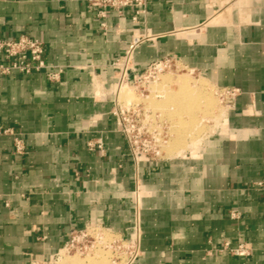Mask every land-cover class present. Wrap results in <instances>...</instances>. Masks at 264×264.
Segmentation results:
<instances>
[{
    "label": "crops",
    "instance_id": "1",
    "mask_svg": "<svg viewBox=\"0 0 264 264\" xmlns=\"http://www.w3.org/2000/svg\"><path fill=\"white\" fill-rule=\"evenodd\" d=\"M134 16L109 11L104 30L90 0H0V35L43 41L46 63L64 70L58 85L45 73L0 76V129L26 147L17 155L16 136L0 132V264L48 260L90 224L131 239L137 221L134 264H264V0H150ZM146 33L156 40L136 50V73L172 58L203 78L202 92L240 93L191 151L168 143L177 157L136 165L113 115V63ZM180 100L165 103L182 119L177 137L199 128L175 111L190 103Z\"/></svg>",
    "mask_w": 264,
    "mask_h": 264
},
{
    "label": "built area",
    "instance_id": "2",
    "mask_svg": "<svg viewBox=\"0 0 264 264\" xmlns=\"http://www.w3.org/2000/svg\"><path fill=\"white\" fill-rule=\"evenodd\" d=\"M97 8L98 17L103 21L102 28L106 30L105 20L109 11L119 15L127 9L134 13V21L140 16L146 15L150 0H90ZM150 33L135 34L130 47L125 55L113 63L118 72L116 90L123 87H133L140 93L141 98L147 99L146 92L150 91L153 84L159 81L160 76L172 64L176 67L180 62L176 59L166 58L151 64L144 72L136 73L134 54L145 42L155 41ZM46 47L43 41L29 36H21L16 39L4 38L0 35V76L9 77L17 74L21 76H32L38 73H45L47 79L53 85L62 81L64 73L61 67H51L45 60ZM133 74L132 81L130 77ZM134 85V86H133ZM233 105L240 91L238 89H220ZM231 107V106H230ZM113 115L116 118L117 127L127 141L129 156L136 165L142 159L147 161H161L165 159V147L169 143V134L166 130V122L161 115L148 109L143 103H123L118 96L115 97ZM165 129V130H164ZM0 132L16 136L12 129H0ZM88 148L91 151L104 150L102 142H89ZM24 142L16 136L15 151L17 155L25 153ZM256 187L264 192V177L256 183ZM134 198L137 207L140 205V186L137 185L134 191ZM234 218L235 215H234ZM96 251L103 252L109 264H134L141 254V229L139 221L134 227V236L131 239H124L110 231L103 225L90 224L82 230H73L70 239L65 246L51 258L34 264H70L69 259L74 257L85 258ZM222 251H230L237 257L251 255V249L246 243H239L236 248L226 242Z\"/></svg>",
    "mask_w": 264,
    "mask_h": 264
},
{
    "label": "rangeland",
    "instance_id": "3",
    "mask_svg": "<svg viewBox=\"0 0 264 264\" xmlns=\"http://www.w3.org/2000/svg\"><path fill=\"white\" fill-rule=\"evenodd\" d=\"M173 64L172 67H168L166 71L162 73V75L159 78V81L152 85L150 91L146 92V96H148L147 99L141 98L140 93L137 90H135L132 86L127 87V88H131L128 89L131 91L126 90V92L130 93L128 94L129 96L125 97L123 92L121 93V91H119L118 93L116 88H112V93L114 95L113 96L114 99L116 96H118L120 102L143 103L148 109H151L155 113L160 114L161 119L166 122V130L165 129L164 130L167 131L169 134V145L178 146L183 144L184 141V146L187 148L185 153H187L191 151L192 148H194V146L190 148L189 146L192 145V142L194 140L198 139L200 134L204 133L205 131L211 132L212 130L214 131L216 130V128L218 127L217 125L223 122L222 118L219 117L220 114L224 112L225 115L230 109V106L232 105L229 103L230 98L227 97L226 94H224L220 89H217L211 86L210 84H208L207 93H204V91L202 92L200 89H197L198 87H196L195 90L197 91L199 90L203 94V97H206L208 100L211 99L210 101L212 102V104L210 103L211 106L210 107L208 106L209 107L208 110L210 111V114H205L206 117L204 116L203 110H207L206 105L208 103V100L207 99H205L204 101L202 100V105L199 111L196 109V111L193 113V115L195 116L198 122V123L194 122L195 125H193V127L199 126V128H197L196 131H191L192 133L191 132L187 133L185 131L183 132L181 137H177L178 130H181L179 124L182 122L181 121L182 119L179 121L178 116L176 114H173L174 111L169 106L168 107L165 106V103L168 100L171 99L173 100L172 94L171 96L170 95L167 96L168 92L166 91L165 93V91H163L166 84L165 82H167L168 78H172L173 80H176L179 77L180 78L186 77L190 79L192 82L197 81L200 83L202 82L203 78L200 77L197 73H194L193 71L184 68L181 63L177 64L179 68H176L174 66L175 64L174 65ZM175 85H176L175 83H170L166 88L177 91V85L176 86ZM158 103H162V106H159ZM184 118L185 120L189 119L188 116H184ZM215 126L217 127L215 128ZM197 147L198 145L196 146V148ZM185 153L182 156H184ZM166 157L172 158V157H177V155L175 151L171 152V150H169L167 146L165 147V158ZM75 261L76 263L79 262L82 264H109L108 257L101 251H96L94 254L87 256L85 258L74 257L68 260L70 264H75Z\"/></svg>",
    "mask_w": 264,
    "mask_h": 264
},
{
    "label": "bare ground",
    "instance_id": "4",
    "mask_svg": "<svg viewBox=\"0 0 264 264\" xmlns=\"http://www.w3.org/2000/svg\"><path fill=\"white\" fill-rule=\"evenodd\" d=\"M196 82V81H194ZM192 82L190 79L186 78V77H182V78H178L176 80H173L172 78H168L167 79V82H165L166 84H170V83H175L177 85V91L175 90H172L171 91L168 89H163V91H166L168 92L167 96H171L172 94V97L175 99V100H179L181 99L182 100V103H183V100L185 99V102L186 100L188 101L189 104H175V111L176 112H180V113H188L190 112V114L193 115V113L196 111V109L199 111L198 109V106H199V103L201 101V98L203 97V94L198 90H195L196 86H197V83H194ZM164 83V84H165ZM201 83V82H200ZM163 84V85H164ZM165 84V85H166ZM175 85V86H176ZM183 86V87H182ZM128 89H131V88H127V87H123V88H119L117 91L119 93V91H121V93L123 92L124 96H129L128 94H130L129 92H126L127 91H131V90H128ZM199 89V88H197ZM205 91V90H204ZM164 93V92H163ZM165 95V94H164ZM181 100L179 102H181ZM208 100V99H207ZM211 100V99H210ZM211 102V101H210ZM130 103V102H129ZM202 103V102H201ZM212 104V102H211ZM185 106V107H184ZM210 107V105H208ZM209 109V108H207ZM205 111H208V110H205ZM210 112V111H209ZM208 112V114H209ZM213 113V112H212ZM206 114V112H205ZM204 114V116H205ZM206 117V116H205ZM199 119V118H198ZM190 120V119H189ZM192 121V122H191ZM191 121L189 122V125L190 127L192 128L193 125H195L194 122H197L195 116L193 115L192 116V119ZM179 123V122H178ZM182 123V122H181ZM181 123L179 125H181ZM198 123V122H197ZM199 127V126H198ZM195 128V127H194ZM190 129V128H189ZM200 146V145H199ZM183 153V152H182ZM78 259V258H77ZM83 262V261H82ZM78 264H82V263H79L77 262ZM76 261H75V264H77Z\"/></svg>",
    "mask_w": 264,
    "mask_h": 264
}]
</instances>
